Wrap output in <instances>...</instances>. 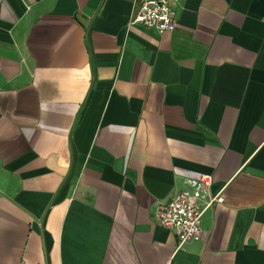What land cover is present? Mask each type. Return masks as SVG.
Instances as JSON below:
<instances>
[{
    "label": "crops",
    "instance_id": "crops-1",
    "mask_svg": "<svg viewBox=\"0 0 264 264\" xmlns=\"http://www.w3.org/2000/svg\"><path fill=\"white\" fill-rule=\"evenodd\" d=\"M0 0V264H264V0ZM219 195L178 245L158 202Z\"/></svg>",
    "mask_w": 264,
    "mask_h": 264
},
{
    "label": "built area",
    "instance_id": "built-area-1",
    "mask_svg": "<svg viewBox=\"0 0 264 264\" xmlns=\"http://www.w3.org/2000/svg\"><path fill=\"white\" fill-rule=\"evenodd\" d=\"M174 10L170 0H142L135 8L128 24L141 25L159 33L172 32L175 28ZM211 184L209 175L172 192L168 199L158 202L154 210L155 223L172 232L178 245L198 240L201 236L203 213L214 202H220L219 195L209 197L205 203L200 198Z\"/></svg>",
    "mask_w": 264,
    "mask_h": 264
}]
</instances>
